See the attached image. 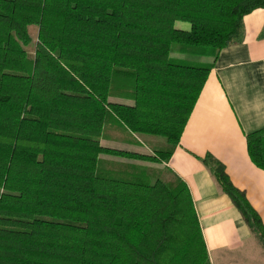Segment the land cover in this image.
I'll return each mask as SVG.
<instances>
[{
	"label": "trees",
	"instance_id": "16d2710c",
	"mask_svg": "<svg viewBox=\"0 0 264 264\" xmlns=\"http://www.w3.org/2000/svg\"><path fill=\"white\" fill-rule=\"evenodd\" d=\"M259 8L0 0V264H210L189 191L164 163L207 60L241 41ZM246 141L264 170V129ZM202 161L264 247L245 193L219 161Z\"/></svg>",
	"mask_w": 264,
	"mask_h": 264
},
{
	"label": "crops",
	"instance_id": "0c3cea01",
	"mask_svg": "<svg viewBox=\"0 0 264 264\" xmlns=\"http://www.w3.org/2000/svg\"><path fill=\"white\" fill-rule=\"evenodd\" d=\"M212 69L165 167L187 187L210 264H264V247L202 159L219 161L264 225V170L246 136L264 129V8L242 19L241 41L208 59Z\"/></svg>",
	"mask_w": 264,
	"mask_h": 264
},
{
	"label": "rangeland",
	"instance_id": "374dc122",
	"mask_svg": "<svg viewBox=\"0 0 264 264\" xmlns=\"http://www.w3.org/2000/svg\"><path fill=\"white\" fill-rule=\"evenodd\" d=\"M176 26L183 28V27H188L189 25L186 23H177ZM186 57L191 58L189 60L196 61V58H194L193 56H191L189 54H186ZM139 137L144 141L145 144L149 145L150 142H148V140H149L148 137H143V136H139ZM154 166H158V165H154ZM159 167H160V165H159Z\"/></svg>",
	"mask_w": 264,
	"mask_h": 264
}]
</instances>
